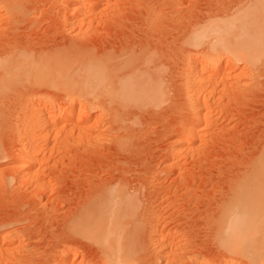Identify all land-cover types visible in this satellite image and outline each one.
Listing matches in <instances>:
<instances>
[{"label": "rangeland", "instance_id": "1", "mask_svg": "<svg viewBox=\"0 0 264 264\" xmlns=\"http://www.w3.org/2000/svg\"><path fill=\"white\" fill-rule=\"evenodd\" d=\"M94 1L77 25L75 0H0V264H104L100 233L89 231L87 215L77 216L104 214L97 200L109 203L102 190L118 185L135 198L125 217L137 240L129 264H251L224 242L218 215L231 178L264 146V49L255 45L264 23L243 18L234 26L250 60L217 57L211 40H194L193 26L228 19L245 0H83ZM130 48L126 62L137 64L140 87L134 95L83 76L86 58ZM47 55L76 66L74 75L57 78L56 63L42 66ZM13 57L21 62L7 69ZM192 62L227 64L219 73L230 75L205 72L212 77L197 123L202 140L182 144L193 117L186 93ZM32 97L53 107L48 115L58 112L41 130L53 134L47 149L41 133L37 140L43 188L19 168L18 107Z\"/></svg>", "mask_w": 264, "mask_h": 264}, {"label": "bare ground", "instance_id": "2", "mask_svg": "<svg viewBox=\"0 0 264 264\" xmlns=\"http://www.w3.org/2000/svg\"><path fill=\"white\" fill-rule=\"evenodd\" d=\"M107 1L109 2L110 0H107ZM75 2L76 3L74 5V13L76 16L74 15V18H76V20L74 19L75 21L73 23L79 25L78 23L79 21H81L80 19L82 17L86 18L89 15V13H91L90 10L91 8H93V5H95V1L85 3L83 2V0H75ZM241 3H242V6H244L242 7L243 9H240V6L236 5L237 6L236 11L234 12L232 10L233 13H230L231 17L228 19H223L220 21L217 19V16H216L209 23H204L203 21L205 19L202 20V22L196 23L193 26L194 40H197V42L205 41L207 39L211 40L209 47L211 49L212 54L217 57L219 55L221 57V54L223 55V52H225L227 53V55L240 57L242 60H250V55L248 54L247 51H245V48H243V46L245 47V43H243L242 40H239V36H236V34L234 33V26L237 25V22L243 18L245 19L253 18L255 20L259 19L262 23H264V0L260 1V3H258L257 0H245L244 2H241ZM84 6H86V8ZM231 18L233 21H231ZM188 37L189 36L185 35L184 40L185 41L189 40ZM255 38H256L255 45L264 49V32H262V34L255 36ZM129 50H128L129 53L127 52V50H124V51L122 50L123 52L121 53H119L120 52L119 51L116 54L112 53L111 51L109 52V54H106V55H105L106 52L102 53V55L103 54L104 55L102 57L101 55H99L100 59L97 58L98 61L95 59L96 61L94 60V62L91 61L93 60V57L86 58V62H84V67L82 68V69H85L86 71L85 75L83 76L98 78L100 80L109 79L110 81L113 82V85L116 88H119V90L122 93L130 94L129 92L132 91L131 93L134 95L133 91L135 89V85H138L136 84L138 82V75L136 74L137 69L135 67V65L137 64L135 63V65L133 66L132 65L133 63L131 64L130 61L126 62V60L128 61V58L132 59L133 53L130 54L132 49L130 51ZM122 54H124V57H126L125 59L124 57L120 58L119 55H122ZM152 54L150 57H152L153 59L154 55ZM47 56L45 57L42 56L43 57L42 66L49 68L53 65V63H56L57 65H55L54 67L56 68V70H58V72L55 74L57 78L58 76L62 77L63 75L70 77V72L72 73L73 70L76 68V66L72 68L71 67L72 65L69 61H68L69 63L61 62L62 61L61 58L57 59L56 57H49V56L47 57ZM72 56L71 58L74 59V57ZM83 59L85 60V58ZM19 61L21 62V60L15 59L13 57L10 60L9 64L6 62L8 64L7 69L10 67H11L10 68L11 70H14V68L17 69L19 65ZM223 67H228V65L226 64L224 66H221L218 63L217 65H215L210 62H204L198 68L197 66H195V62H192V65L189 66L190 71L188 72L187 80H186L187 81L186 84L188 85L186 93H187V98L190 101L189 102L190 108L192 109L191 116H193L194 118L192 117V123L189 125V127L187 126L188 127L187 132L181 136V138L179 139V142L189 143L191 142V140H193L192 141L193 143L195 141L194 139H197L201 142L202 132H200L199 128H197L199 127L200 122L199 124L197 123L198 121H200L199 119H201L199 116L200 111L201 109H204L205 107L204 104L207 103L206 100H208L209 98L208 96H210L209 95L210 87H207L209 84V81H211L210 77L212 76L210 75L211 73L214 75L215 74L220 75V76L222 75V78H219V79L225 80L226 79L225 77L228 76L226 74H229V73H227L226 71L225 76H224V73L220 74L219 72L223 71L222 70ZM128 68L129 70H126ZM209 70H211L210 75H205V72L207 73L210 72ZM8 73H9V70H8ZM73 73L72 75H74ZM2 74L4 73L2 72ZM117 74H119L118 77L116 76ZM237 74L240 75L239 73ZM158 87L159 85H156L157 89L155 90H159L160 87L159 88ZM138 88L140 89V87H137L135 90H138ZM152 91L154 92V90ZM202 93H204L203 94L204 98L201 101ZM44 101L45 100L41 101V99L37 100L36 97L35 98L32 97L29 100L27 99L26 101L19 102L20 104L18 107L20 108L19 109L20 111H18L19 112L18 120L20 122L19 126H23L21 137L18 136L20 137V140H19L20 144L18 145V147H20L19 148V153H20V167L19 168L21 169V171L24 170L26 172V181L28 183H36V188H43L44 182L46 181V180L44 181L43 179L44 174L40 175L39 173L41 171L39 167L42 165L41 164L42 161H37L38 159H36L37 155L39 154L38 153L39 150L42 149L41 146H39L37 143L40 141V140L37 141L40 137L38 135L39 133H41L42 129L47 128V127L49 128L50 125H53L54 123H56L55 121L58 115V112H54L53 114L48 115L50 114L48 112H50L51 111L50 109L53 107L51 105H48L49 103L47 102L46 104ZM203 119L202 121H204V123L207 124L209 117L206 116ZM60 130L61 128H56L54 131H57V132H53V133L55 135L59 134V132L61 133ZM43 131H45V129ZM49 134L52 135L53 137L52 131L49 133L47 132L43 136H42V133L40 134L41 135L40 138L42 139V142H44L43 148H46V149H47V144H48L46 142L48 138L47 135ZM261 143L262 145L264 144V139H263V142ZM246 162L247 163L243 164L246 166L243 169L242 173L240 174L241 171L239 170L240 171L239 175L237 177L234 175L235 177L233 176V178H231L233 180L230 181L231 184L229 183V185H231V187L229 186V188L232 192L230 193L228 190L227 193L229 194L225 195V199L223 198L224 199L223 204L221 205V208L219 211L220 214L218 215V219L221 221V224L223 225L222 226L223 231H224L221 237L224 240V242H226L230 246L239 248L240 251H242L247 256L251 264H264V146L261 149L259 148L258 152L255 153L251 159H248V161L246 160ZM46 183L47 181L45 182V185ZM28 185H31V184H28ZM123 186L118 185L115 187L113 186V188L109 186L108 188L105 189V191L102 190L103 196L100 194L101 197H105L104 199H107V196H109V200L107 199L109 203L105 202V200H102V199L101 201H99L100 199H98L97 202H99V204L101 205V208L99 206L98 207L99 209L97 210L98 211L103 210L102 212H105L104 214L103 213L101 214L100 212L96 216L95 214L97 213V211H94L91 209L89 211L86 210L87 212H84L83 214L82 213L78 214L79 216H77L78 219H82L84 215H87L84 218H85V221H87L86 223L90 224L89 225L90 228H88L89 227L88 224L84 225V228L90 229L89 231H91L92 233H96V232L100 233V239L102 243L105 244V253L107 256V260H105L104 264H129V263L134 262V259H136L135 257L136 256L135 251H137V245L135 244L137 241L135 240L136 231L134 227L131 228V225L128 223V221L125 220L126 213H127L126 211H129L127 208L128 206H130L131 203L135 201V198L133 195L129 194L124 189ZM103 202L107 203V206L106 204H104L107 208L104 207ZM108 207H109V211L107 210ZM100 214L103 216L107 214L105 216V218L107 217L105 219L107 222L104 220V217H103L104 222H102L103 220L101 219L102 216H100ZM98 216L100 217L98 218ZM96 217L98 218L97 225L94 224V222H96L95 220ZM99 219L102 221L98 222ZM76 220L77 218L75 219V223L78 224ZM91 222H93L95 226H92L93 224ZM83 223L81 225H83ZM158 242H160L161 245L163 244V246L165 245L167 246V243L165 244V242H167L166 240L158 239ZM170 242L171 240H168V243Z\"/></svg>", "mask_w": 264, "mask_h": 264}]
</instances>
